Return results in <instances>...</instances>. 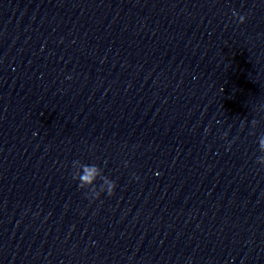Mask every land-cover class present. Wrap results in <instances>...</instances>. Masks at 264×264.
<instances>
[{"label":"water","instance_id":"95a60500","mask_svg":"<svg viewBox=\"0 0 264 264\" xmlns=\"http://www.w3.org/2000/svg\"><path fill=\"white\" fill-rule=\"evenodd\" d=\"M261 136L264 0H0V264H264Z\"/></svg>","mask_w":264,"mask_h":264},{"label":"clouds","instance_id":"9594fccd","mask_svg":"<svg viewBox=\"0 0 264 264\" xmlns=\"http://www.w3.org/2000/svg\"><path fill=\"white\" fill-rule=\"evenodd\" d=\"M235 15V14H234ZM240 21L242 20V22H243V20H244V17L243 16H241L240 18ZM257 150H258V152H260V153H264V136H261L259 139H258V141H257ZM256 163L258 164V165H260L261 167H264V156H259L258 158H257V160H256ZM105 184L107 185V189L105 190V193L107 194V195H111L112 194V192H113V190H114V187H115V184H113V183H110V182H108V181H105ZM98 196V194H93V198H96Z\"/></svg>","mask_w":264,"mask_h":264}]
</instances>
